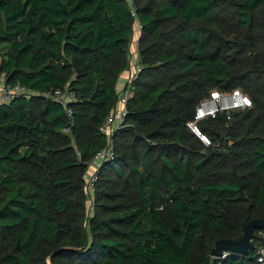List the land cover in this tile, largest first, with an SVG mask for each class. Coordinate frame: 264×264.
<instances>
[{
  "label": "trees",
  "instance_id": "16d2710c",
  "mask_svg": "<svg viewBox=\"0 0 264 264\" xmlns=\"http://www.w3.org/2000/svg\"><path fill=\"white\" fill-rule=\"evenodd\" d=\"M133 6L136 17L128 0H0V75L33 92L0 104V264H213L216 241L264 220V0ZM139 25L142 71L110 137ZM58 89L75 101L38 95ZM237 89L252 107L201 122L206 147L187 123L213 91ZM110 140L88 219L84 176ZM255 236V250L216 264H260Z\"/></svg>",
  "mask_w": 264,
  "mask_h": 264
},
{
  "label": "built area",
  "instance_id": "2783aa9c",
  "mask_svg": "<svg viewBox=\"0 0 264 264\" xmlns=\"http://www.w3.org/2000/svg\"><path fill=\"white\" fill-rule=\"evenodd\" d=\"M130 5L132 6V16L136 17V11L133 6V0H128ZM141 29V26L139 25ZM142 71V66L139 63V55L136 58V63L134 65V73L128 80L127 88L121 93L119 100V108L113 112L110 116H108L101 128L102 133L112 136L122 125L124 119L127 115V103L129 98L132 96L131 92V84L138 78L140 72ZM33 93L32 89H28L22 85H8L5 76L0 75V104H8L12 100L16 98V96ZM45 99L54 100L58 103L66 105L68 101H75L73 96L66 95L63 90H55V91H47L44 93H38ZM252 107V100L244 93L242 90L237 89L231 92H221V91H213L211 96L204 101H202L195 111L194 120L187 123V127L191 132L206 146H212V142L210 138L204 134L199 126L201 122H204L210 118L214 119L220 114H226L227 119H232L234 113H238L240 111H244L248 108ZM71 114V111H68ZM114 158V144L112 140L109 141L106 149L98 152L94 159L88 163V167L91 169L96 164L99 165L103 162H108ZM89 172L85 174L84 180L91 184L93 187L95 179L92 175H89ZM229 256V255H228ZM257 261L260 264L264 263V249L260 248L257 251ZM226 256L218 260H224Z\"/></svg>",
  "mask_w": 264,
  "mask_h": 264
},
{
  "label": "water",
  "instance_id": "95a60500",
  "mask_svg": "<svg viewBox=\"0 0 264 264\" xmlns=\"http://www.w3.org/2000/svg\"><path fill=\"white\" fill-rule=\"evenodd\" d=\"M237 113H234V117ZM255 231H261L264 233V220L254 219L244 225V233L238 240L232 239H220L215 242L211 256L213 258V264L217 263V260L223 256L228 257L231 254L246 255L250 251L256 249L254 244Z\"/></svg>",
  "mask_w": 264,
  "mask_h": 264
},
{
  "label": "rangeland",
  "instance_id": "374dc122",
  "mask_svg": "<svg viewBox=\"0 0 264 264\" xmlns=\"http://www.w3.org/2000/svg\"><path fill=\"white\" fill-rule=\"evenodd\" d=\"M140 31L141 29L139 27L136 28L135 30V35L133 37V40H132V43L131 45L133 44L134 46L131 48V57H133V48L134 49H139V46H138V42H139V37H140ZM264 52L263 49L260 51V53ZM252 57H255V55H252ZM251 61H253V58L251 59ZM132 63V62H131ZM136 63V57L135 59H133V63H132V71H127L124 75V78L129 80V78L131 77V75L134 73V65ZM65 133H68L67 130L64 131ZM220 146H223L227 149H229L231 146H232V141L231 140H227V141H224V143L222 144H217L216 147H220ZM100 170H101V165H98L96 164L93 168H89L88 172V176L89 175H92V177L95 179V181L97 180V176L98 178L100 177ZM87 172V173H88ZM102 175L105 177L106 180H109L111 179L110 177L106 176L103 174L102 172ZM94 181V182H95ZM86 204H87V209H86V216L88 219H92L94 214H95V209H94V201H93V197H94V191H93V188H94V185L93 187L91 186V184H88L86 182ZM247 197H249L251 195V191H249L247 194ZM245 214V213H244ZM242 215L241 217H239V221L240 222H243L246 217V214L245 215ZM264 215V214H263ZM218 236V233L215 232L214 230H206L205 233L203 234V241L205 242V244L207 243H212L213 242V239L216 238ZM261 236V235H260ZM204 244V245H205ZM213 259V258H212Z\"/></svg>",
  "mask_w": 264,
  "mask_h": 264
},
{
  "label": "crops",
  "instance_id": "0c3cea01",
  "mask_svg": "<svg viewBox=\"0 0 264 264\" xmlns=\"http://www.w3.org/2000/svg\"><path fill=\"white\" fill-rule=\"evenodd\" d=\"M134 45L132 44L131 45V48L133 47ZM138 46H139V42H138ZM133 52H134V54H133V57H132V60L133 59H135V57L137 58L138 57V55H139V49L137 48V49H134L133 48ZM132 63H133V61H132ZM133 69L131 68V70L130 71H132Z\"/></svg>",
  "mask_w": 264,
  "mask_h": 264
}]
</instances>
